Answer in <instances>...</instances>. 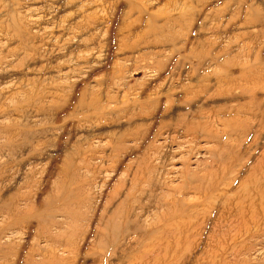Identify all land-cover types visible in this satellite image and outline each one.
Returning a JSON list of instances; mask_svg holds the SVG:
<instances>
[{"label": "rangeland", "instance_id": "1", "mask_svg": "<svg viewBox=\"0 0 264 264\" xmlns=\"http://www.w3.org/2000/svg\"><path fill=\"white\" fill-rule=\"evenodd\" d=\"M29 254L264 264V0H0V264Z\"/></svg>", "mask_w": 264, "mask_h": 264}, {"label": "bare ground", "instance_id": "2", "mask_svg": "<svg viewBox=\"0 0 264 264\" xmlns=\"http://www.w3.org/2000/svg\"><path fill=\"white\" fill-rule=\"evenodd\" d=\"M259 114V113H258ZM261 114H262V112H261ZM259 116V115H258ZM262 187H261V183H258V182H254L253 183V189H252V194H250V193H247V192H244V193H242V194H240V197H241V199L243 200V202L245 203L246 202V204H245V206L246 205H251L252 203H254V201H255V199L256 198H259V197H262V189H261ZM254 193V194H253ZM253 207V206H252ZM213 222V221H212ZM211 225V224H210ZM223 226V225H222ZM225 227V226H224ZM223 227V228H224ZM122 231H123V229H122ZM131 237V236H130ZM132 239H133V237H131ZM180 238V237H179ZM128 239H130L129 237H128ZM124 240V239H123ZM177 244V243H176ZM167 245V244H166ZM166 247V246H165ZM5 251V250H4ZM184 257V256H183ZM32 254H29L28 256H27V258H26V261L24 262L25 264H35L34 262H33V260H32ZM2 261V260H1ZM204 262H206V261H204ZM162 262L160 261V260H157V261H155L153 264H161ZM214 263V262H213ZM162 264H166L165 263V261H164V263H162Z\"/></svg>", "mask_w": 264, "mask_h": 264}]
</instances>
